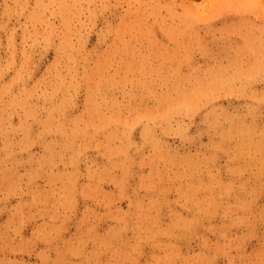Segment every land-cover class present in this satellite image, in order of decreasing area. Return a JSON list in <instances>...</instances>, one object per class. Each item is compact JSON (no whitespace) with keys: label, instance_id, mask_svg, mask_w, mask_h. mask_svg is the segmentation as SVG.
<instances>
[{"label":"rangeland","instance_id":"1","mask_svg":"<svg viewBox=\"0 0 264 264\" xmlns=\"http://www.w3.org/2000/svg\"><path fill=\"white\" fill-rule=\"evenodd\" d=\"M0 264H264V0H0Z\"/></svg>","mask_w":264,"mask_h":264},{"label":"bare ground","instance_id":"2","mask_svg":"<svg viewBox=\"0 0 264 264\" xmlns=\"http://www.w3.org/2000/svg\"><path fill=\"white\" fill-rule=\"evenodd\" d=\"M245 139H246V136H245ZM246 141L248 142V140H246ZM246 141H245V142H246Z\"/></svg>","mask_w":264,"mask_h":264}]
</instances>
